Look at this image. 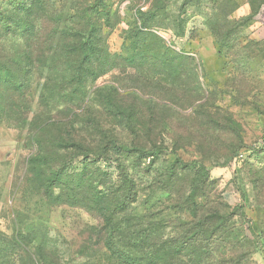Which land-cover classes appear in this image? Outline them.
I'll use <instances>...</instances> for the list:
<instances>
[{
    "label": "rangeland",
    "instance_id": "rangeland-1",
    "mask_svg": "<svg viewBox=\"0 0 264 264\" xmlns=\"http://www.w3.org/2000/svg\"><path fill=\"white\" fill-rule=\"evenodd\" d=\"M145 1L38 0L30 3L32 11L28 19L34 23L37 34L31 58L35 70L25 83L21 80L24 61L19 57L23 44L16 37L0 32V68L9 67L11 71L8 79L0 82V264H22V258L35 259L39 241H44L49 260L57 259L64 264H112L103 249L104 236L100 233L97 216L79 207L50 205L33 185L24 182L26 160L37 150L33 137L38 127L47 123L43 139L53 154H57L53 139L58 134L65 135V129H73L65 109L71 89L62 85L63 75L51 69L41 75L49 47L46 36L65 12L75 13L77 18L62 25L80 28L83 23L78 15L88 6L93 7L97 15V21L92 23H99L104 31H109L107 45L113 55L121 53L124 47L151 44L152 36L144 41L143 36L137 34L139 26H147L170 51H183L195 62L201 61L203 73L199 76L207 95L204 103L216 109L212 111L218 114V124L198 128L196 120L185 118L184 125H179L186 131L174 126L175 133L167 132L183 145L169 159L178 156L184 161H201L210 170L215 189L231 206L241 202L234 183L240 178L248 196L244 212L250 220L256 221V232L264 234V0H167L163 4L160 0ZM180 25L185 33L176 36L173 31ZM154 71L147 65L130 66L120 62L99 77L92 89L107 84L114 86L119 94H126L138 87L139 93L146 92L142 96L145 99H149L147 93H152L174 101L153 84ZM188 76L184 74L180 80L190 78ZM19 81L22 84L16 86ZM43 82L46 83V106L40 101ZM120 98L128 102V96ZM101 102L100 96L91 98L88 112L73 117L74 129L87 134L84 122L93 117L88 116L91 112L97 114L102 109ZM187 102L184 98L185 107ZM69 105L75 113L85 107V104L79 109L78 105ZM189 111L185 108L183 113ZM159 114L166 118L172 115L168 109H161ZM226 114L238 124L235 130L225 126ZM198 120H202L201 115ZM185 125H192L218 140L212 145L201 141L192 144L188 142L191 135H187ZM117 131L122 139H132L120 128ZM238 145L243 147L229 160L230 151ZM209 195V204L213 205V197L219 195ZM132 214L169 225L177 224L180 219L191 220L189 213L175 206L173 197L164 191L141 196ZM12 236L20 238V249L10 243ZM221 253L222 258L227 257L223 251ZM230 257L235 258L236 264H264V239L257 251L248 254L247 247L239 244L235 255Z\"/></svg>",
    "mask_w": 264,
    "mask_h": 264
},
{
    "label": "trees",
    "instance_id": "trees-1",
    "mask_svg": "<svg viewBox=\"0 0 264 264\" xmlns=\"http://www.w3.org/2000/svg\"><path fill=\"white\" fill-rule=\"evenodd\" d=\"M34 1L38 0H0V32L16 37L23 44L19 55L24 61L22 83L35 70L31 58L37 34L34 23L28 19L32 11L30 3ZM165 1L160 0L162 4ZM79 15L83 24L75 28L62 23L77 18L76 14L61 13L59 22L46 36L49 47L40 69L41 75L50 69L62 74L65 79L62 85L71 89L65 109L73 129H65V135L58 134L55 141L52 140L57 153L53 154L43 139L47 123L38 127L33 137L37 150L26 160L24 182L33 185L50 205L79 207L97 216L100 233L104 236L103 249L112 264H236L235 258L230 256L235 255L237 245H245L248 254L257 251L264 234L256 232V221L250 220L244 212L248 196L240 178L234 183L241 202L231 206L217 192L210 170L201 161H184L178 156L169 159L183 145L167 132L175 133L174 126L186 131L179 125H184L185 118L196 120L198 128L218 124V114L212 111L216 109L204 103L207 95L200 80L201 61L195 62L183 51H170L147 26H139L137 34H141L144 41L152 36L151 44L124 47L121 53L113 55L107 45L109 31H104L99 23H92L97 21L95 9L88 6ZM173 33L182 36L185 29L180 25ZM120 62L155 69L151 76L153 84L174 101L152 93H147L149 99H145L142 96L146 92L139 93L138 87L126 94H119L114 86L107 84L92 89L99 77ZM10 72L9 67L0 68V82L6 81ZM184 74L190 78L181 81ZM22 83L19 81L16 86ZM45 85L43 82L40 101L46 106ZM123 95L128 96V102L120 98ZM95 96H100L103 107L97 114L88 115L93 117L84 122L87 134H83L74 129L73 117L85 115ZM184 98L188 100L186 107ZM69 103L78 105V109L83 104L85 107L75 113ZM185 108L190 109L186 114L183 113ZM161 109L170 110L171 118L159 114ZM200 115L201 121L198 120ZM231 123L233 126L229 127ZM237 125L226 114L225 126L235 130ZM185 126H188L187 135H191L188 142L192 144L201 141L212 145L218 140L192 125ZM117 128L130 134L132 139H122ZM241 147L238 145L230 151L228 159ZM157 191L169 193L174 205L183 207L191 220L180 219L177 224L169 225L132 214L141 196ZM209 194L219 195L216 199L213 197V205L209 204ZM10 243L19 249L22 247L18 236H12ZM36 244L39 251L35 259L22 258V264H64L57 259L49 260L44 241ZM222 251L226 258H222Z\"/></svg>",
    "mask_w": 264,
    "mask_h": 264
},
{
    "label": "built area",
    "instance_id": "built-area-1",
    "mask_svg": "<svg viewBox=\"0 0 264 264\" xmlns=\"http://www.w3.org/2000/svg\"><path fill=\"white\" fill-rule=\"evenodd\" d=\"M263 138H264V132H263Z\"/></svg>",
    "mask_w": 264,
    "mask_h": 264
},
{
    "label": "crops",
    "instance_id": "crops-1",
    "mask_svg": "<svg viewBox=\"0 0 264 264\" xmlns=\"http://www.w3.org/2000/svg\"><path fill=\"white\" fill-rule=\"evenodd\" d=\"M264 7V6H263Z\"/></svg>",
    "mask_w": 264,
    "mask_h": 264
}]
</instances>
